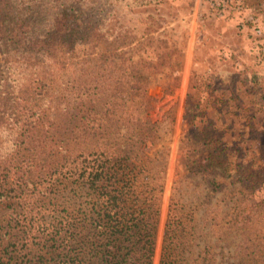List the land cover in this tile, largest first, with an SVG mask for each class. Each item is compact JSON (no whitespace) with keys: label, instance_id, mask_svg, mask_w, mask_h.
<instances>
[{"label":"rangeland","instance_id":"1","mask_svg":"<svg viewBox=\"0 0 264 264\" xmlns=\"http://www.w3.org/2000/svg\"><path fill=\"white\" fill-rule=\"evenodd\" d=\"M104 1L53 6L71 29L87 31L72 32L71 48L47 68L45 82L58 95L78 71H96L88 31L97 20L129 35L111 56L117 75L139 85L119 100L135 111L145 105L143 114L156 122L135 166L136 191L157 198L150 264H160L167 243L173 264H264V0L116 1L112 13L99 8ZM39 15L32 9L22 21L31 26ZM186 99L197 102L193 120ZM207 134L219 140L217 161L221 147H229L224 156L231 166H244L247 177L187 167ZM57 182L51 192L35 188L25 203L23 214L42 234L64 217L81 216L87 205L83 188ZM166 220L171 238L163 242Z\"/></svg>","mask_w":264,"mask_h":264},{"label":"trees","instance_id":"2","mask_svg":"<svg viewBox=\"0 0 264 264\" xmlns=\"http://www.w3.org/2000/svg\"><path fill=\"white\" fill-rule=\"evenodd\" d=\"M65 1L0 0L5 67L0 73V264H150L157 198L136 191L135 166L145 156L156 122L143 114L145 105L135 111L119 100L139 85L117 75L111 56L129 35L105 29L97 20L88 31L96 71H78L67 91L52 95L45 82L47 68L71 48L72 32L87 31L85 26L71 29L58 18L53 6ZM69 1L78 7L96 2ZM116 1L132 5V0H107L99 8L105 5L112 13ZM32 9L40 15L28 26L22 18ZM161 56L158 62L164 63ZM185 105L195 119L197 102L186 99ZM200 139V151L187 165L191 171L209 168L247 177L244 166H231L224 156L229 147H221L217 161L219 140L212 134ZM57 180L74 191L83 188L87 205L81 216L64 217L42 234L23 214L25 203L35 188L51 192ZM167 233L166 220L163 242L171 238ZM171 248V243L162 244L160 264H173Z\"/></svg>","mask_w":264,"mask_h":264},{"label":"clouds","instance_id":"3","mask_svg":"<svg viewBox=\"0 0 264 264\" xmlns=\"http://www.w3.org/2000/svg\"><path fill=\"white\" fill-rule=\"evenodd\" d=\"M0 158H2V157H0Z\"/></svg>","mask_w":264,"mask_h":264}]
</instances>
